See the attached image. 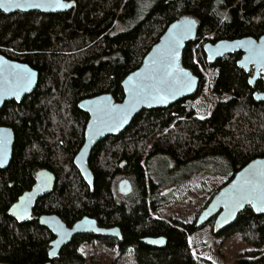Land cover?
Segmentation results:
<instances>
[{
  "label": "trees",
  "instance_id": "16d2710c",
  "mask_svg": "<svg viewBox=\"0 0 264 264\" xmlns=\"http://www.w3.org/2000/svg\"><path fill=\"white\" fill-rule=\"evenodd\" d=\"M65 1L73 8L58 14L0 12V54L38 73L30 95L0 110V126L14 133L11 161L0 170V264H85L79 247L92 240L132 253L138 264H196L189 237L202 229L196 219L220 188L192 222L179 215L155 219L151 213L170 204L163 190L168 186L175 190L200 171L229 182L248 162L264 158V102L253 99L261 80L248 85L251 72L236 66L241 53L208 64L202 50L205 42L263 35L264 0ZM182 16L198 22L196 38L182 53L183 66L200 80L197 93L167 109L144 110L119 135L100 141L88 163L91 191L73 163L88 121L78 103L102 94L121 102L123 79ZM212 71L210 92L224 99L199 119L187 102L199 98L205 74ZM40 170L55 176L54 189L37 201L29 222L18 224L9 209ZM121 178L132 185L125 196L117 190ZM42 215H56L69 227L89 217L100 227H117L122 239L77 235L49 260L53 237L38 224ZM234 233L251 248L249 259L239 263L264 264V215L246 207L232 225L213 234ZM145 238H164L166 244L151 247Z\"/></svg>",
  "mask_w": 264,
  "mask_h": 264
},
{
  "label": "water",
  "instance_id": "95a60500",
  "mask_svg": "<svg viewBox=\"0 0 264 264\" xmlns=\"http://www.w3.org/2000/svg\"><path fill=\"white\" fill-rule=\"evenodd\" d=\"M25 6L22 8L0 7V12L5 15L14 13L38 12L41 14H58L70 11L74 3L60 0V3L71 5L60 8L56 0H19ZM28 3H39L41 7H27ZM186 22H191L188 27ZM184 28V35L177 39L180 27ZM198 22L191 16H182L168 25L147 54L143 57L140 66L129 73L122 81L123 100L115 102L111 95L102 94L97 97L84 99L77 105L78 109L88 115V121L84 129L83 144L74 158V166L81 179L92 191L93 175L89 169V159L93 148L106 137H114L125 130L137 114L144 110L167 109L174 103L193 97L198 89L200 80L182 64V53L187 43L196 38ZM175 48L174 58L162 64L161 60L168 56L169 46ZM203 53L208 64L224 56L241 53L236 66L246 74L251 72L248 85L253 87L257 80L262 82V90L253 94L256 102H264V34L254 39L245 37L235 40H220L214 43L205 42L202 46ZM31 77V82L26 83L24 77ZM163 81V83H162ZM38 83V73L26 64L11 61L0 54V110L5 103L14 101L19 104L22 99L30 95ZM166 88V99L160 101L154 98L157 91ZM19 91V95L15 93ZM133 91L139 92L145 97L138 101L133 99ZM119 126H115L116 124ZM0 138L5 141L3 151L0 153V170L8 167L14 145V133L12 129L0 126ZM55 176L47 171L40 170L36 173L34 185L30 190L20 195L9 209V216L18 224H24L31 220L32 210L36 202L50 194L55 186ZM120 195H128L132 191L129 180L122 179L117 184ZM243 191L248 195L241 204L233 198L234 194ZM258 195H264V158H256L248 162L237 171L232 179L221 187L211 198L206 207L199 213L196 227L206 225L213 221V233L218 234L232 225L237 216L249 207L254 214L264 215L255 207L258 203ZM26 209V211L22 210ZM40 226L46 228L54 237L50 243L48 252L49 260L57 257L61 249L71 242L73 237L81 234H92L98 237L121 238L119 229H104L97 225L94 219L84 217L75 222L72 227H67L55 215H42L38 218ZM145 244L155 248H162L166 241L164 238H147Z\"/></svg>",
  "mask_w": 264,
  "mask_h": 264
},
{
  "label": "rangeland",
  "instance_id": "374dc122",
  "mask_svg": "<svg viewBox=\"0 0 264 264\" xmlns=\"http://www.w3.org/2000/svg\"><path fill=\"white\" fill-rule=\"evenodd\" d=\"M214 76V71L207 72L205 74L206 84L201 95L196 101L187 102L199 119L209 115L213 102L224 99L217 98L210 92ZM163 180L164 182L169 181L167 178H163ZM226 182V177L211 176L200 171L175 190L168 186L163 190L168 191V198L171 199L170 204L159 210L155 216L167 219L169 215H179L185 222H192L195 213L211 198L212 193ZM179 210H181V215L178 213ZM189 243L196 264H240L239 262L249 259L251 252V248L237 233L227 237H216L212 232L211 223L204 225L202 229L190 236ZM79 253L85 264H138L132 253L121 255L94 241L81 245Z\"/></svg>",
  "mask_w": 264,
  "mask_h": 264
},
{
  "label": "snow or ice",
  "instance_id": "6c2138e0",
  "mask_svg": "<svg viewBox=\"0 0 264 264\" xmlns=\"http://www.w3.org/2000/svg\"><path fill=\"white\" fill-rule=\"evenodd\" d=\"M56 4L58 7L60 8H66V7H70L71 5H67V4H63L60 3V0H56ZM25 5L20 3L19 0H0V7H4V8H22ZM27 7H34V8H39L41 7V4L39 3H28ZM186 24H188V27H191V22H186ZM184 35V28L183 26L180 27V30L177 32V39L173 42L174 44H178L179 42V38H182ZM174 54H175V48L170 45L169 46V53L168 56L163 58L161 60V63H167L170 59L174 58ZM261 55H264V52L260 53ZM23 79H25L26 83H30L31 82V77H24ZM163 83V81H162ZM166 88H161L157 91V95L154 97L156 99H159L160 101L165 100L166 97ZM16 95H19V91H17L15 93ZM133 99L134 101H138L140 99H143L145 97L141 96V94L139 92L133 91ZM115 126H119V124L117 123ZM5 141L3 138H0V153H2L3 151V147H4ZM0 163H2V161H0ZM238 204H241L245 199L248 198V195L246 193H244L243 191H239L237 193L234 194L233 197ZM258 203L255 205V207L257 208V210L259 211H264V195H258ZM24 211H26V209H22Z\"/></svg>",
  "mask_w": 264,
  "mask_h": 264
},
{
  "label": "flooded vegetation",
  "instance_id": "af4514ba",
  "mask_svg": "<svg viewBox=\"0 0 264 264\" xmlns=\"http://www.w3.org/2000/svg\"><path fill=\"white\" fill-rule=\"evenodd\" d=\"M36 177V176H35ZM122 179H124V178H122ZM122 179H120V180H122ZM119 180V181H120ZM118 181V182H119ZM35 182V181H34ZM118 184V183H117ZM34 185V184H33ZM45 197V196H44ZM43 198V197H42ZM40 200V199H39ZM38 200V201H39ZM37 203V202H36ZM163 208H166L165 206H163L162 208H160L159 210H161V209H163ZM34 209V208H33ZM33 211V210H32ZM159 212V211H158ZM151 215H152V217L153 218H155V219H160L159 217H156L155 215H153L152 213H151ZM56 216V215H55ZM40 217V216H39ZM38 217V218H39ZM58 217V216H57ZM31 218H32V214H31ZM59 218V217H58ZM84 218V217H83ZM60 219V218H59ZM82 219V218H81ZM61 220V219H60ZM80 220V219H79ZM78 220V221H79ZM95 220V219H94ZM37 221H38V219H37ZM62 221V220H61ZM96 221V220H95ZM196 221H197V219H196ZM213 221H214V219H211L208 223H211V225H212V232H213ZM63 222V221H62ZM77 222V221H76ZM97 222V221H96ZM64 223V222H63ZM207 223V224H208ZM39 224V223H38ZM65 224V223H64ZM66 225V224H65ZM97 225H98V223H97ZM67 226V225H66ZM67 227H69V226H67ZM70 227H72V226H70ZM69 227V228H70ZM98 227H100L99 225H98ZM100 228H103V227H100ZM112 228H117V227H111V228H104V229H112ZM46 229V228H45ZM47 230V229H46ZM48 231V230H47ZM119 233H120V236H121V238H113V237H109V238H113V239H116V240H118V241H121V239H122V235H121V232H120V230H119ZM51 234V233H50ZM52 235V234H51ZM90 235H92V234H90ZM95 236V235H94ZM53 237V236H52ZM95 237H98V236H95ZM98 238H101V237H98ZM53 239H54V237H53ZM145 239H147V238H145ZM144 240V239H143ZM99 242V243H101L102 245H104L102 242H100L99 240H92L91 242ZM144 242V241H143ZM51 243V242H50ZM105 246V245H104ZM106 247V246H105ZM109 249V248H108ZM111 250V249H110ZM113 251V250H112ZM116 252V251H115ZM60 253V252H59ZM116 253H118V252H116ZM118 254H120V253H118ZM122 255V254H121ZM58 256V255H57Z\"/></svg>",
  "mask_w": 264,
  "mask_h": 264
}]
</instances>
